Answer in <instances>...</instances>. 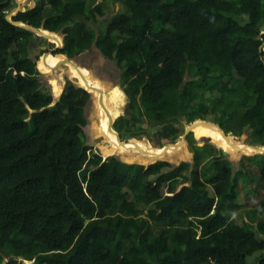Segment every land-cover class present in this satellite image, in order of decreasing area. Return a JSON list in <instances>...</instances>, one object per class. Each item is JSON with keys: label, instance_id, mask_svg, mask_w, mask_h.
Returning a JSON list of instances; mask_svg holds the SVG:
<instances>
[{"label": "trees", "instance_id": "trees-1", "mask_svg": "<svg viewBox=\"0 0 264 264\" xmlns=\"http://www.w3.org/2000/svg\"><path fill=\"white\" fill-rule=\"evenodd\" d=\"M104 1L36 0L11 19L60 33L44 51L72 58L96 44L118 63L122 139L146 120L174 143L178 124L203 119L194 132L225 141L209 119L264 145V0H114L123 9L96 29ZM9 2L0 0V264H264V199L250 220L232 215L240 178L227 154L190 131L192 162L103 158L84 140L91 92L69 83L54 101L43 89L36 32L7 18ZM244 159L259 161L264 186V156Z\"/></svg>", "mask_w": 264, "mask_h": 264}, {"label": "rangeland", "instance_id": "rangeland-1", "mask_svg": "<svg viewBox=\"0 0 264 264\" xmlns=\"http://www.w3.org/2000/svg\"><path fill=\"white\" fill-rule=\"evenodd\" d=\"M9 1H10L9 2L10 5L8 9L9 14L16 12L19 9V5H21V9L22 8L26 9L27 7L33 6L36 3V0H9ZM104 2L106 3L105 4L106 15L104 17H100L99 19L100 21H98V23L89 21V24L96 29L97 27L100 28L102 27V29H105L111 16L114 13L123 9V5L121 2H116L114 0H105ZM102 29L100 31H102ZM54 34L56 35V38L54 37L52 39L51 38L49 39L44 35L36 33L30 45V51H31V55L34 58H37V66L40 70L41 80L43 81L42 84L43 89L47 92H51V94L54 97V101H56L69 83H73L79 86L80 84L78 83V77H77L79 73L74 72L75 75H77L75 76L71 71L72 65L69 67L68 63H64L62 65L61 62H59L55 66H50L48 72H46L43 69L45 68L44 65H42L43 67L40 66V61H43L44 64H46L44 50L49 48L50 46L52 47V44L58 43L60 40L59 38H61V36L58 33H54ZM53 58L56 57L53 55L52 59ZM70 59H72L80 67H84L82 65L87 64L89 67L87 65L86 66L90 68L89 71H91L94 76L96 74L102 77V81L105 80L106 84H108L109 87L114 81H112L108 77L115 76L117 78L118 75L122 72L121 68L118 67L116 61L103 57V55L100 53L99 49L96 46H93L91 49L81 52L80 54H77L76 56H73ZM101 75H104V77ZM80 80L83 81L82 77ZM54 81L56 82V84H54ZM82 83L85 84L84 81L81 82V84ZM59 85L61 86V92L57 93L55 86L59 88L60 87ZM118 86L121 88L119 84ZM85 88H87L92 94L96 96L95 98L96 104L94 102H90V103L88 102L86 105L87 123L84 126V140L86 141L87 144L91 146V148H93L95 151L100 152L103 155V158H106L108 154L104 153L103 148H106L107 151H109L110 149L113 150L114 144L113 142L111 143L110 141H108V139H105V137L96 130L95 123L101 117V113H103L104 116L106 117L107 109L109 108H107L106 105L104 106L102 102H100V96L96 90H94L93 88L90 89L89 87H85ZM109 89L107 91H109ZM114 89L112 88L110 92V94L113 95V99L111 100L112 104H115L118 100L115 98L114 93H119V92H115ZM123 94H125V92H123ZM128 101L129 98L126 95L124 106L122 108L120 115L125 113V109L127 106L126 104L128 103ZM117 106L120 105L117 104ZM102 110L103 112H101ZM116 115L117 113L115 114V116ZM206 121L214 122L209 119ZM142 126L145 128V131L141 133H136V135L135 134L128 135L125 139L122 140L123 141L135 140L141 145V147L144 150L152 151L151 154H155L156 150L163 148L164 145L168 143H172L170 138L162 137L160 135L162 133V126H163L162 124H154L144 120ZM178 127L181 130L180 134L182 136L187 125L178 124ZM192 132H193L192 138L196 144L198 145H203L206 143L213 144L216 147L221 148L227 154L228 158L233 162L235 174H237L240 178V182L238 185L239 196L237 198V202L240 204V206L236 207L233 210L232 215L235 218H237L238 222L240 223L246 220V218L249 219V213L251 212V210H253V208L262 199H264V186L262 182L259 180L258 172L261 166L259 161L256 159L245 160L244 156L257 155L259 158H262L264 156V145L261 144L257 138L255 137L251 138L247 130L241 133H234V134L232 133L229 135H230V140L235 148H241L236 145L238 144L240 145L242 143L250 144L253 147V149L248 148V150H250L249 152L246 151V148L234 152L228 148L229 145L227 142H225L226 140L222 141L220 138L222 142L219 143V139L217 140L216 138L215 140L216 142H212L213 140L210 135L199 136L194 132V130H192ZM202 136H208L210 138L205 140V142L203 141L201 142L200 139ZM179 140L180 138L176 142H178ZM120 148L121 149L119 150V152H115V154L121 156L122 158L128 161H134V162H143L146 160L151 161V159L141 155L137 151L127 153L130 150V147H127L126 145H123ZM124 151L126 152L125 154ZM250 152H252L253 154L251 155L247 154ZM192 155H193V151L191 149V145L187 140L186 143L180 145L179 147L170 146L169 151L162 157L168 159L170 162H173L174 164H178L181 160H187L192 162L193 160ZM247 169L249 170V172ZM245 171L247 172L245 173ZM259 219L264 220V213L257 218V220ZM22 260H23V264H36L34 260H25V259Z\"/></svg>", "mask_w": 264, "mask_h": 264}, {"label": "crops", "instance_id": "crops-1", "mask_svg": "<svg viewBox=\"0 0 264 264\" xmlns=\"http://www.w3.org/2000/svg\"><path fill=\"white\" fill-rule=\"evenodd\" d=\"M58 34H60V33H58ZM50 39V38H49ZM52 39V38H51ZM93 46H96V44H94ZM92 46V47H93ZM97 47V46H96ZM98 48V47H97ZM91 49V48H90ZM99 49V48H98ZM48 51H50V50H48ZM99 51H100V53L102 54V52H101V50L99 49ZM45 52H47V51H45ZM44 52V53H45ZM51 52V51H50ZM50 55H47V56H45V61H46V64H44V62L43 61H40V66L41 67H43L42 65H44L45 66V68H43L46 72H48L49 71V67L50 66H55V65H57L59 62H61V64L63 65L64 63H68L69 64V67L71 66V64L69 63V62H65V61H63L62 59L63 58H60L59 59V56H61V55H63V54H55L54 53V51H52V53H49ZM53 55L56 57V58H53L52 59V57H53ZM103 55V54H102ZM103 57H105L104 55H103ZM106 58V57H105ZM107 59H109V58H107ZM111 60H113V61H115L114 59H111ZM117 63V62H116ZM118 64V63H117ZM46 65H47V67H46ZM77 65V64H76ZM87 65V64H86ZM86 65H82V66H84V67H80V66H78L79 67V69H80V71H77L76 69V67L75 66H73L72 65V69H71V71L73 72V74L75 75V73L74 72H78L79 73V75L77 76V75H75V76H77L78 77V83L80 84V85H82V86H87L88 84H81V82H83V81H86L87 83H89V84H91V85H94V86H101L102 84H104V82L102 81V77H100L99 75H96L95 74V76L92 74V72L91 71H89V69L90 68H88ZM118 67H119V65H118ZM81 73H83L84 75H85V79L83 78V76L81 75ZM121 74V73H120ZM79 77H80V79H81V77H82V79H83V81L82 80H80L79 79ZM85 83V82H84ZM94 83V84H93ZM54 84H56V82L54 81ZM112 84H119V80H115ZM60 86V85H59ZM103 86V85H102ZM117 85H115V86H111L110 85V87L108 86V88H105L104 86H103V88H104V95H103V100L102 101H100V102H102V104L105 106L106 105V107L107 108H109L108 106H110L111 108L110 109H107V114H106V117L104 116V114L103 113H101V117L96 121V123H95V126H96V130L98 131V132H100L101 133V135H103L104 137H105V139H108L106 136H105V134H106V129H108V123H110L111 122V120H112V118H111V116H110V113L111 112H113V113H115L116 112V108H117V104H119V105H124V102H122L121 101V99H123V98H121L120 97V99H118L117 100V102L113 105L112 104V102H111V100L113 99V95H111L110 94V92H111V90H112V88L114 89L115 87H116ZM60 88V89H59ZM59 88H57L56 86H55V89H56V91H57V93H60L61 92V86L59 87ZM110 88V89H109ZM109 89V92L106 94V92H107V90ZM110 94V95H109ZM110 97V99H109V97ZM107 97H108V99H107ZM108 100V101H107ZM106 101H107V104H106ZM120 101V102H119ZM119 102V103H118ZM101 112H103V110L101 111ZM105 123V124H104ZM107 125V126H106ZM108 141H110L109 139H108ZM246 219H248V218H246Z\"/></svg>", "mask_w": 264, "mask_h": 264}, {"label": "water", "instance_id": "water-1", "mask_svg": "<svg viewBox=\"0 0 264 264\" xmlns=\"http://www.w3.org/2000/svg\"><path fill=\"white\" fill-rule=\"evenodd\" d=\"M19 10H21V5H19V9L16 11V12H14V13H10V14H8L7 15V18L8 19H10L11 21H13V22H15V23H17V24H19V25H23V26H26L27 28H29V29H31L32 31H34V32H36V33H38V34H41V35H44V36H46V37H48V38H56V35L54 34V33H52V32H50V31H48V30H43V29H40V28H35L34 26H31V25H29V24H26V23H24V22H22V21H14V20H12L11 19V17H12V15H14V14H16ZM60 35V34H59ZM61 43H62V41L60 40L59 41V43H58V47L61 45ZM263 45H264V43H263ZM262 45V46H263ZM262 46H261V48H262ZM54 50H56V48H52L50 51H47V52H45V56H47V54L50 52V53H52V51H54ZM62 56V60H65L66 62H69L71 65H73V66H75L77 69L79 68L77 65H76V63L72 60V59H70V58H68L67 56H65V55H61ZM82 75V74H81ZM80 86H82V85H80ZM84 87H87V86H84ZM89 87L90 88H93V89H96V90H98L101 94H100V101H102L103 100V95H104V90L103 89H100V88H98V87H96V86H94V85H90L89 84ZM109 91H107L106 92V94L108 93ZM118 117V116H117ZM116 117V118H117ZM116 118H113L112 120H111V122H110V129L117 135V138H118V140L120 141V142H123V143H126V142H130V141H135V140H130V141H123L122 140V138H121V136H120V134H119V132L117 131V130H115L114 129V127H113V124H114V122H115V119ZM201 120H203V119H197V120H195L194 122H192L191 124H188L187 125V127H186V129H185V131L183 132V134H182V136H181V139L178 141V142H175V143H168V144H166V145H164L163 146V150H162V152L160 153V154H157V155H154V157H155V159H159L160 157V155H162V154H164L165 152H167L168 150H169V147L170 146H173V147H179L180 145H183L184 143H186L187 142V140H186V136H187V134L190 132V131H192L193 130V127H194V125L198 122V121H201ZM217 126L221 129V130H223V128L219 125V124H217ZM223 132H224V134L226 135V136H228V134H226L225 133V131L223 130ZM210 137H208V136H202L201 137V142L203 141V142H205V140H207V139H209ZM248 146H252V145H250V144H247ZM141 150V149H140ZM113 154H115V153H112V154H108L107 156H109V155H113ZM247 154H249V155H251V154H253L252 152H250V153H247ZM121 157V156H120ZM122 158V157H121ZM123 159V158H122Z\"/></svg>", "mask_w": 264, "mask_h": 264}, {"label": "bare ground", "instance_id": "bare-ground-1", "mask_svg": "<svg viewBox=\"0 0 264 264\" xmlns=\"http://www.w3.org/2000/svg\"><path fill=\"white\" fill-rule=\"evenodd\" d=\"M47 55H50L49 53L47 54ZM60 58H62V56H59V59ZM77 71H80V69L78 68V69H76ZM81 72V71H80ZM82 74V76H83V78L85 79V75L83 74V73H81ZM85 82V84H88L87 85V87H89V83H87L86 81H84ZM94 84V83H93ZM91 85V84H90ZM97 87V86H96ZM98 88H100V89H103L102 88V85L101 86H99ZM101 94V93H100ZM100 94H99V96H100ZM118 99H120V98H118ZM121 101L122 102H125V100H123V99H121ZM112 102V101H111ZM120 102V101H119ZM118 102V103H119ZM114 105V104H113ZM127 105V104H126ZM109 107V109L111 108L110 106H108ZM121 107V105L120 106H117V109L119 110V108ZM117 112H115V113H113V112H111L110 113V116H111V118L113 119V118H115L116 116H115V114H116ZM105 124V123H104ZM200 124V122H197L195 125H194V127H197L198 125ZM204 124H206V125H210V126H216V127H218L217 126V124L216 123H213V122H205ZM108 125V129H106V134H105V136L110 140V142L112 143L113 142V144H114V149L113 150H109V151H107L106 150V148H103L104 149V153L106 154H112V153H115V152H119V150L121 149L120 147L121 146H123V145H126L127 147H130V149H134V150H138V152L140 153V154H142L143 156H145V157H147V158H149V159H151V160H155V157H154V155H157V154H160L161 152H162V148L161 149H158V150H156V153L155 154H151L152 153V151H148V150H144L142 147H141V145L137 142V141H130V142H128V143H123V142H120L119 140H118V138H117V135L110 129V123H108L107 124ZM106 125V126H107ZM193 127V128H194ZM219 128V127H218ZM219 130L222 132V134H223V136H224V140H226L225 142H227L228 143V148L230 149V150H232V151H234V152H236V151H239V150H242L243 148L245 149L246 148V151L247 152H249L250 150H248V148H252L253 149V147L252 146H248L247 144H245V143H242V144H238V145H236V146H238V147H241V148H235L234 146H233V144H232V142H231V140H230V135H228V136H226L225 134H224V132H223V130H221L220 128H219ZM205 135H208V134H205ZM218 139H219V143H221V140H220V137H218ZM141 149V150H140ZM169 151V150H168ZM167 151V152H168ZM167 152H165L164 154H162V155H160L159 157L161 158L163 155H165ZM124 154H125V151H124ZM181 161H183V160H181ZM184 162V161H183Z\"/></svg>", "mask_w": 264, "mask_h": 264}, {"label": "flooded vegetation", "instance_id": "flooded-vegetation-1", "mask_svg": "<svg viewBox=\"0 0 264 264\" xmlns=\"http://www.w3.org/2000/svg\"><path fill=\"white\" fill-rule=\"evenodd\" d=\"M52 49V48H51ZM50 49V50H51ZM101 76H103L104 77V75H101ZM120 76H121V74H119L118 75V77L116 78L115 76L114 77H108V78H110L112 81H115V79L117 80H120ZM104 82V84H102L105 88H108L107 86H108V84H106V82H105V80L103 81ZM115 85H118V84H111V86H115ZM103 86H102V88H103ZM98 87V86H97ZM90 88V87H89ZM91 89V88H90ZM94 90H96V89H94ZM103 90H104V88H103ZM99 94H100V92L98 91V90H96ZM98 95V94H97ZM95 98H96V96L94 95V94H92L91 93V97H90V99H89V103L90 102H94L95 104H96V102H95ZM212 138H214L215 140H216V138H218L219 136H213V135H210ZM216 142V141H215ZM138 152V150L136 149V150H134V149H130L127 153H129V152ZM126 153V152H125ZM142 155V154H141Z\"/></svg>", "mask_w": 264, "mask_h": 264}, {"label": "clouds", "instance_id": "clouds-1", "mask_svg": "<svg viewBox=\"0 0 264 264\" xmlns=\"http://www.w3.org/2000/svg\"><path fill=\"white\" fill-rule=\"evenodd\" d=\"M52 33H53V32H52ZM59 39L61 40V38H59ZM59 39H58V40H59ZM60 40H59V41H60ZM61 41H62V40H61ZM58 43H59V42H58ZM58 43H56V44H57V46H58ZM65 56H66V55H65Z\"/></svg>", "mask_w": 264, "mask_h": 264}]
</instances>
